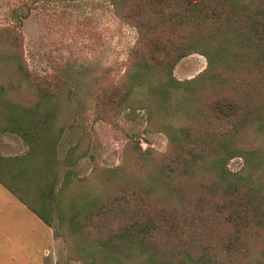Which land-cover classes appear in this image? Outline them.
Listing matches in <instances>:
<instances>
[{
  "label": "trees",
  "instance_id": "trees-1",
  "mask_svg": "<svg viewBox=\"0 0 264 264\" xmlns=\"http://www.w3.org/2000/svg\"><path fill=\"white\" fill-rule=\"evenodd\" d=\"M111 3L139 35L105 105L158 113L170 140L165 159L114 196L72 191L70 170L59 185L56 167L82 154L77 145L63 159L58 152L71 91L60 75L30 70L15 32L0 45V131L19 134L29 149L0 156V182L43 222L58 220L78 237L87 264H264V0ZM193 53L207 67L179 80L176 64ZM236 156L245 164L233 172Z\"/></svg>",
  "mask_w": 264,
  "mask_h": 264
},
{
  "label": "rangeland",
  "instance_id": "rangeland-1",
  "mask_svg": "<svg viewBox=\"0 0 264 264\" xmlns=\"http://www.w3.org/2000/svg\"><path fill=\"white\" fill-rule=\"evenodd\" d=\"M15 32L21 35L30 70L48 79L60 75L71 91L58 152L63 159L77 145L82 154L75 155V165L56 167L59 185L70 170L71 190L79 193L108 189L114 196L124 193L125 185L136 188L139 177H147L170 147L168 134L156 122L158 113L150 118L151 108L139 103L115 112L105 105L106 90L123 81L138 41L136 28L116 13L111 0H0V45H8ZM207 64L206 56L193 53L180 59L173 73L184 81ZM5 72L10 76L12 70ZM21 98L27 102L33 96L24 92ZM28 149L19 134L0 131V156L14 157ZM244 164L236 156L228 168L238 172ZM8 190L0 184V264H87L76 253L78 237L66 236L58 220L43 222ZM261 246L254 247L255 257Z\"/></svg>",
  "mask_w": 264,
  "mask_h": 264
},
{
  "label": "crops",
  "instance_id": "crops-1",
  "mask_svg": "<svg viewBox=\"0 0 264 264\" xmlns=\"http://www.w3.org/2000/svg\"><path fill=\"white\" fill-rule=\"evenodd\" d=\"M0 184L4 187V188H6L1 182H0ZM8 190V189H7ZM9 191V190H8ZM11 192V191H10ZM13 194V193H12Z\"/></svg>",
  "mask_w": 264,
  "mask_h": 264
}]
</instances>
